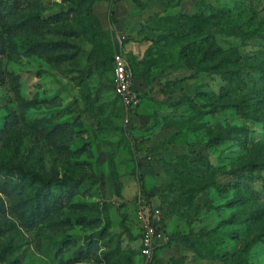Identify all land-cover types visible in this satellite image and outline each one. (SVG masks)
Segmentation results:
<instances>
[{"label":"rangeland","instance_id":"obj_1","mask_svg":"<svg viewBox=\"0 0 264 264\" xmlns=\"http://www.w3.org/2000/svg\"><path fill=\"white\" fill-rule=\"evenodd\" d=\"M0 264H264V0H0Z\"/></svg>","mask_w":264,"mask_h":264},{"label":"built area","instance_id":"obj_2","mask_svg":"<svg viewBox=\"0 0 264 264\" xmlns=\"http://www.w3.org/2000/svg\"><path fill=\"white\" fill-rule=\"evenodd\" d=\"M127 37L116 32V51L113 58L115 93L123 104L126 116L124 123L131 127L137 116L142 98L135 88V75L130 65V59L125 51ZM160 212L154 205L142 201L139 204L137 220L142 229L141 252L149 260H152L155 252L167 245L169 236L158 226Z\"/></svg>","mask_w":264,"mask_h":264},{"label":"trees","instance_id":"obj_3","mask_svg":"<svg viewBox=\"0 0 264 264\" xmlns=\"http://www.w3.org/2000/svg\"><path fill=\"white\" fill-rule=\"evenodd\" d=\"M198 54V53H197ZM113 58H114V56H113ZM196 61H197V64H200L201 66H203V65H205L206 64V62H207V55L206 54H199L198 56L196 55ZM113 60V59H112ZM113 62V61H112ZM135 75V74H134ZM259 119L258 118H256V121H258ZM229 135H230V130H224V131H222V132H220V134L219 135H213V134H211L210 135V141H209V143H211V144H216L217 143V141H218V138L220 137V136H223L224 137V142H226L229 138ZM262 166H263V164H262ZM247 169V168H246ZM178 174H180L181 176H183V177H193V175H187V174H183V173H179L178 172Z\"/></svg>","mask_w":264,"mask_h":264},{"label":"crops","instance_id":"obj_4","mask_svg":"<svg viewBox=\"0 0 264 264\" xmlns=\"http://www.w3.org/2000/svg\"><path fill=\"white\" fill-rule=\"evenodd\" d=\"M125 46H126V45H125ZM125 51H126V47H125ZM126 53H127V52H126ZM135 88L139 91V93L141 92L140 89H139V87H138L137 78H135ZM137 119H138V118H137ZM136 124L138 125V126H137V130H138V131H141V130L144 129L141 125H139V124H141V121L139 122V124H138V122H136Z\"/></svg>","mask_w":264,"mask_h":264}]
</instances>
